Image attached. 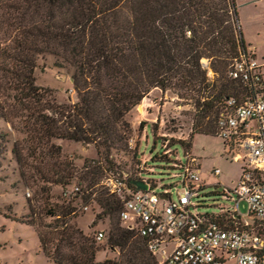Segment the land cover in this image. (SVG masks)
Here are the masks:
<instances>
[{
	"label": "trees",
	"instance_id": "obj_1",
	"mask_svg": "<svg viewBox=\"0 0 264 264\" xmlns=\"http://www.w3.org/2000/svg\"><path fill=\"white\" fill-rule=\"evenodd\" d=\"M245 51L235 0H0V120L21 135L11 148L20 178L28 186L42 182L38 190L44 193L45 185H68L76 176L80 191L52 206L42 194L38 211L29 203L26 223L48 260L157 264L144 239L120 220L122 200L101 185V164L90 161L78 173L54 140L93 144L109 162L111 150L127 144L125 116L153 89L193 106L191 140L193 134H213L224 101L249 95L242 82L228 77ZM42 54L72 67L74 103H58L51 89L35 84ZM180 143L191 148L190 141ZM105 173L124 177L132 189L133 181L143 182L140 173ZM76 199L81 206L96 202V218L108 217L106 244L117 249L115 258L97 261L95 238L70 223ZM42 214L61 220L43 224ZM208 214L216 221L227 215Z\"/></svg>",
	"mask_w": 264,
	"mask_h": 264
},
{
	"label": "rangeland",
	"instance_id": "obj_2",
	"mask_svg": "<svg viewBox=\"0 0 264 264\" xmlns=\"http://www.w3.org/2000/svg\"><path fill=\"white\" fill-rule=\"evenodd\" d=\"M235 4L241 35L255 51L256 59L264 62V0H235ZM203 62L208 63L206 60ZM72 72V67L58 63L55 56L42 54L37 58L35 84L51 89L58 103H74L77 96L72 86ZM208 76L213 78L211 70H208ZM194 112L191 104L180 100L171 91L153 89L125 116L130 129L127 144L111 150L109 162L97 154L93 144L69 140L54 142L61 147V158L71 161L78 173L84 170V165L94 160L103 167L99 175L100 182L106 174L104 170L127 178L138 177L140 173L142 179L155 185L154 189L158 193L179 180L174 177L179 172L174 167L175 160L184 161V153H190L198 159L199 178L204 185L192 198L198 205L193 211L217 213L220 207L230 210L233 201L223 198L221 193L235 186L244 161L233 160L228 146L214 133L193 134L191 140ZM0 133L5 134L0 138V264H53L42 254L34 227L26 223L31 218L28 214L29 203L38 211V206L44 205L39 200L43 194L50 206L62 204L66 198L63 192L70 191L76 185L77 178L74 176L68 185H45L47 191L44 193L38 190V187L43 186L42 182L26 185L20 178L11 151L14 140L21 138V135L12 131L3 120H0ZM189 141L190 149L180 143ZM162 145L169 150V154L163 153ZM214 169H219L218 176L212 173ZM179 188L177 186L173 190ZM72 206L76 209L75 214L70 215V223L91 237L95 238L98 232L104 235L99 241L95 239L100 247L95 254L96 260L115 258L117 249L112 250L106 244L109 219L96 218L101 211L97 203L91 200L87 204L88 208L83 210L81 200L76 199ZM239 207L244 213L245 204L241 202ZM56 220L61 219L41 216L43 224H54Z\"/></svg>",
	"mask_w": 264,
	"mask_h": 264
},
{
	"label": "built area",
	"instance_id": "obj_3",
	"mask_svg": "<svg viewBox=\"0 0 264 264\" xmlns=\"http://www.w3.org/2000/svg\"><path fill=\"white\" fill-rule=\"evenodd\" d=\"M228 77L242 82L249 95L241 102L226 99L215 123L214 133L228 146L232 159L244 161L235 186L221 193L234 203L230 210L219 208L217 213L227 214L223 220L193 211L198 205L192 198L204 185L198 159L187 152L184 161L175 160L179 172L174 177L179 180L159 193L149 180L141 179L146 189H132L124 177L114 173L100 182L122 200L120 220L144 239L157 264H264V62L248 51L241 52ZM162 148L169 154L165 145ZM212 173L218 176L220 171ZM79 193L73 186L63 195ZM103 236L98 232L95 239Z\"/></svg>",
	"mask_w": 264,
	"mask_h": 264
},
{
	"label": "water",
	"instance_id": "obj_4",
	"mask_svg": "<svg viewBox=\"0 0 264 264\" xmlns=\"http://www.w3.org/2000/svg\"><path fill=\"white\" fill-rule=\"evenodd\" d=\"M132 184L135 185V187H136L137 189L144 190V189L147 188L146 184H144V183L141 182V181H133Z\"/></svg>",
	"mask_w": 264,
	"mask_h": 264
},
{
	"label": "crops",
	"instance_id": "obj_5",
	"mask_svg": "<svg viewBox=\"0 0 264 264\" xmlns=\"http://www.w3.org/2000/svg\"><path fill=\"white\" fill-rule=\"evenodd\" d=\"M246 44V43H245ZM246 49L249 53H251L255 58H256V54H255V51L248 45L246 44ZM260 62V61H259ZM262 62V61H261ZM199 169H200V166H199Z\"/></svg>",
	"mask_w": 264,
	"mask_h": 264
}]
</instances>
